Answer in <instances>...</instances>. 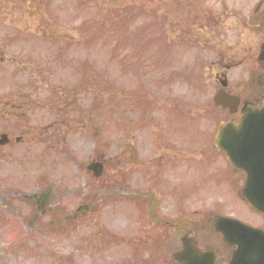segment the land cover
Wrapping results in <instances>:
<instances>
[{"label":"rangeland","instance_id":"obj_1","mask_svg":"<svg viewBox=\"0 0 264 264\" xmlns=\"http://www.w3.org/2000/svg\"><path fill=\"white\" fill-rule=\"evenodd\" d=\"M205 1L204 8L214 7L213 0ZM140 6L138 0H0V53L5 59L0 65V94L6 95L12 83L16 88L20 87L21 92L26 90L24 102L28 103L29 100H39L45 93L41 91L49 93V89L62 88L65 100L76 103L73 108L70 106L65 116L81 117L92 109L96 121L94 140L79 139L78 131L71 138L74 143L77 141L71 149L73 162L66 159L67 162L62 163V169L68 170L79 163L81 184L83 177L87 179L84 173L87 157H109L106 145L127 135L118 121L124 95L133 96L128 98V105L135 106V112H131L135 119L139 117L137 109L142 106L138 100L140 96L148 94L158 99V94L162 98L167 89V111L160 104L152 113V119L158 125L152 131L144 127L143 131L134 134L139 136L142 133L147 140L159 129L163 133L167 131V204H163L161 210L167 214V221L175 223L179 218L188 217L191 210L209 211L216 206L215 203L228 200L227 194L220 193L223 188L211 184L213 189H209L202 180L214 174L211 170L219 160L208 161L205 155L181 160L173 151L195 156L197 150H204L205 145L199 144L200 132L213 128L212 125L223 115L210 105L213 89H209L205 81L196 80L193 75L189 77L192 72L202 71L204 58L210 61L209 54L203 48L178 46L173 48L169 57L166 44L153 42L157 33L152 25L150 1L145 0L143 7ZM142 8L145 15L138 20L133 18L125 29L124 14L134 16L136 9L142 11ZM44 68L46 79L42 87L38 85L40 78L36 75H40L38 71ZM82 83L84 86L80 87ZM178 104L192 105L190 111L185 109L182 112L185 121L182 124L176 121L181 113L171 108ZM166 117L167 124L163 121ZM7 166L10 164L3 167L1 174H6ZM240 182V179H233L229 185L235 191ZM97 184L102 182L96 181ZM183 186L191 189L187 190L186 199H181ZM105 219L104 216L101 221L105 223ZM132 222L127 218L115 221L112 229L115 237L131 233ZM97 226L91 230L82 226L75 237L86 238L89 233L97 231ZM103 227L106 228L107 224ZM72 238L63 243L62 251L59 250L69 257L72 247H83L79 242L75 245ZM47 241L52 245V241ZM46 258L44 264H58L56 259ZM120 258L128 264L136 260L129 248L117 247V250L99 256H76L74 263L117 264Z\"/></svg>","mask_w":264,"mask_h":264},{"label":"flooded vegetation","instance_id":"obj_2","mask_svg":"<svg viewBox=\"0 0 264 264\" xmlns=\"http://www.w3.org/2000/svg\"><path fill=\"white\" fill-rule=\"evenodd\" d=\"M163 6L167 3H163ZM167 1V0H166ZM213 27L209 35H202L198 44H213L216 51V60L212 64L210 75L219 83H224V91L232 95L247 94L251 95L257 88L253 87V83L248 88L243 86V79L250 80V76L257 77L263 71V64L258 62V56L261 51L264 52V0H215L212 11ZM167 24V19H166ZM162 23L159 27H162ZM244 66L242 73H239V82L230 83L228 76L234 74L235 68ZM240 97V96H239ZM25 130V128H22ZM156 149V151H155ZM156 152L151 155L146 162L141 163L142 169L137 173L138 180L136 184L123 183L121 186L122 198L125 202H131L130 208L134 209L136 228V237L138 246L141 250H146L148 256L153 258L156 264H167V214L165 215L161 207L167 204V195L161 194L160 180L167 178V147H153ZM12 154V152H11ZM139 178V179H138ZM133 180V179H132ZM238 220L245 224L257 228L264 236V215L254 213L249 207H239ZM126 215L129 213L123 211ZM29 217L19 216L17 223L24 230L34 232L37 236L42 235L47 229V220L41 224L43 220L35 223L33 226L29 224ZM142 220H147L143 225ZM200 220L187 221L186 224L193 229L205 230ZM185 224V222H184ZM28 227L31 229L29 230ZM12 228V227H11ZM176 228H178L176 226ZM202 235L201 240L196 233L197 243L202 244L206 249L203 257L207 262L215 261V264H227L229 252L224 256V248L219 237L211 231ZM180 233L171 234L176 237ZM260 246V251H264L263 238L260 241L250 243V248ZM144 248V249H143ZM230 251V250H229ZM233 249H231V252ZM11 255V252H8ZM3 255L9 259L11 256ZM252 259H256L254 256ZM5 258L1 259L0 264H6Z\"/></svg>","mask_w":264,"mask_h":264},{"label":"water","instance_id":"obj_3","mask_svg":"<svg viewBox=\"0 0 264 264\" xmlns=\"http://www.w3.org/2000/svg\"><path fill=\"white\" fill-rule=\"evenodd\" d=\"M263 116H264V115H263L262 113H260V115H259L258 118H256V119L259 120V119L262 118ZM248 119H249V117H247V115H245V116L243 117L242 120L244 121V120H248Z\"/></svg>","mask_w":264,"mask_h":264}]
</instances>
